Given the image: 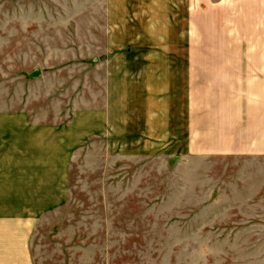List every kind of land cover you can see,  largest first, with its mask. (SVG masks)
Instances as JSON below:
<instances>
[{"label": "rangeland", "instance_id": "obj_1", "mask_svg": "<svg viewBox=\"0 0 264 264\" xmlns=\"http://www.w3.org/2000/svg\"><path fill=\"white\" fill-rule=\"evenodd\" d=\"M160 1L127 3L137 12ZM257 1L163 0V14L173 6L171 41L193 39L194 155L164 148L126 157L86 139L68 165L65 202L35 204L34 264H264V157L223 155L219 147L221 122L232 145L231 131H249L253 99L246 84L237 92L221 85V30L227 54L236 53L239 66L248 61ZM110 2L0 0V115L60 122L96 104L91 53L103 48ZM35 69L39 77L30 76Z\"/></svg>", "mask_w": 264, "mask_h": 264}, {"label": "crops", "instance_id": "obj_2", "mask_svg": "<svg viewBox=\"0 0 264 264\" xmlns=\"http://www.w3.org/2000/svg\"><path fill=\"white\" fill-rule=\"evenodd\" d=\"M162 2L158 7L140 4L137 12L127 0L108 3L107 37L102 50L91 53L94 85L101 88L95 105L60 122L39 121L25 112L0 115V264H34L28 241L35 204L65 202L68 165L86 139H101L111 153L126 157L159 155L164 148V154L194 155L195 55L189 51L193 39L178 35L177 43L171 41L173 6L166 4L163 14ZM255 8L258 27L250 30L251 52L245 63L242 58L241 67L236 53L235 58L227 54L226 31L221 30V85L226 92L227 85L237 92L246 84L253 98L250 129L231 131L233 145L221 122L223 155L233 150L229 153L234 156L264 157V0ZM229 20L236 24V15L229 14ZM136 24L137 30L131 31ZM40 75L38 69L30 73ZM234 109L237 117V102Z\"/></svg>", "mask_w": 264, "mask_h": 264}, {"label": "water", "instance_id": "obj_3", "mask_svg": "<svg viewBox=\"0 0 264 264\" xmlns=\"http://www.w3.org/2000/svg\"><path fill=\"white\" fill-rule=\"evenodd\" d=\"M35 74H38V72L36 71Z\"/></svg>", "mask_w": 264, "mask_h": 264}]
</instances>
